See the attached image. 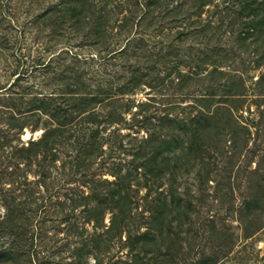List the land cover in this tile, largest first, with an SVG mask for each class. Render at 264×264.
Masks as SVG:
<instances>
[{"label":"rangeland","instance_id":"rangeland-1","mask_svg":"<svg viewBox=\"0 0 264 264\" xmlns=\"http://www.w3.org/2000/svg\"><path fill=\"white\" fill-rule=\"evenodd\" d=\"M262 77L264 0H0V264H264ZM208 110L201 150L98 203Z\"/></svg>","mask_w":264,"mask_h":264},{"label":"trees","instance_id":"trees-1","mask_svg":"<svg viewBox=\"0 0 264 264\" xmlns=\"http://www.w3.org/2000/svg\"><path fill=\"white\" fill-rule=\"evenodd\" d=\"M203 1L205 2V0H203ZM206 1H210V0H206ZM147 7H148V5H147ZM141 20L142 19H140V21ZM139 23L140 22H138L135 26L141 28ZM120 28H122V26H120ZM255 30H259V29L254 27L253 31H255ZM238 31H240V37L243 38L245 36L244 29H243V31L242 30H238ZM130 41L131 40H128V45H126L119 52H123V50H125V49H126V51L129 49H133V47H135V45L133 43H131ZM213 65H218V64H213ZM215 71H217V70H215ZM261 79H262V81H260V83H262L264 81V77H262ZM223 91H225V92L229 91V92H227V94H224L225 97H228L225 99H229L230 97L234 98L235 96L238 97L241 95V94H237L238 92H236V90H234V91L233 90L232 91L231 90H223ZM216 95H218V94L210 93V94H207V96L203 97L202 99H204V100L207 99L208 102H214ZM112 97H114V96L109 97V99H111ZM81 102H89V100L84 99ZM211 105H213V104H211ZM202 107L209 108L208 106H204V105H202ZM218 107H220V106H218ZM222 107H224V106H222ZM69 108H71L70 110L73 111L72 113H76L78 110L83 111V110H80L78 108V106H77V108L74 106L73 107L69 106ZM36 109H40V108H36ZM81 109H83V108H81ZM225 109L229 110L230 116H233V114L230 112L231 107L225 108ZM71 111H69V112H71ZM199 113H200L199 115H196L195 117H193L189 122H187L185 120L183 121L180 119L164 117L162 119V121H163L162 125H168L170 128H172L173 134L171 136H169V138H167L164 141H158V139H157L158 134L154 132V133H152L150 138H148L144 141L146 143L145 146L140 145L138 148L133 149V151H135V153L133 154L134 158H141L140 156L144 157L143 152L145 151V150H143V152L140 154L141 149H149V147H151L152 148L151 153L146 152V156L149 155L150 158H148L146 161L141 160L142 159L141 158L140 159L141 162H138V164H136L135 163L136 161L134 160L131 163V166L133 168L130 170V173H128V175L123 174L122 169L117 168V170L114 172L115 173L114 176L116 177V181H115V183H113V185L115 187L111 188L109 190V194H108L107 198H104V200H101L98 203H106L109 200V201H111L109 203L110 205H113V207H116V208H120L122 211H124L126 208H130L131 191L136 192V190H133V185H132L131 179H130V177L133 175L132 171L138 172L140 168H143V169H145V171L146 170L149 171L156 179H158L159 176H161L160 173L163 172V167H161L162 164H160L159 160H160L161 156L164 154V152H168L171 154L173 153V155L175 154V156L177 157L180 154L179 152L181 149H183L184 151H187V152H193L196 150L197 151L201 150L203 148L204 144L202 143V140H203V139H201L202 137L200 138V131H201L200 128L202 126H205L206 123L217 118V114L210 113V110H208L207 113H205L203 111H199ZM236 122H237V126H238L239 123H238V121H236ZM51 133H50V135H51ZM54 135L55 134L52 133V137ZM47 137H48V135H47ZM43 142H44V140L41 141V143H43ZM88 146H89L88 149L85 146L84 150H86V151L92 150L95 147L98 150L100 147V142L94 140L92 143L88 144ZM124 191H126L125 195H123ZM108 197H110L112 200H110ZM131 204H132V202H131ZM160 206H161L160 203L159 204L158 203H152L149 205L150 213H151V219H154V221L152 220L153 223H155V221H157L161 217L160 216L161 212L164 211ZM155 236H154V233L149 229L139 239H142V241H143L146 238V240L148 242L149 241L156 242ZM135 241H137V240H135Z\"/></svg>","mask_w":264,"mask_h":264},{"label":"bare ground","instance_id":"bare-ground-1","mask_svg":"<svg viewBox=\"0 0 264 264\" xmlns=\"http://www.w3.org/2000/svg\"><path fill=\"white\" fill-rule=\"evenodd\" d=\"M29 135V134H28Z\"/></svg>","mask_w":264,"mask_h":264}]
</instances>
